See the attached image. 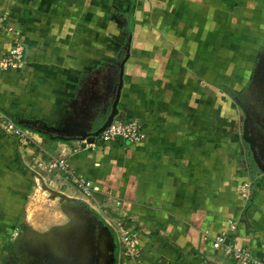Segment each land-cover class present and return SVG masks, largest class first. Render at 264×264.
Segmentation results:
<instances>
[{"label": "crops", "instance_id": "1", "mask_svg": "<svg viewBox=\"0 0 264 264\" xmlns=\"http://www.w3.org/2000/svg\"><path fill=\"white\" fill-rule=\"evenodd\" d=\"M128 42L118 116L146 139L83 148L78 137L110 112ZM17 44L25 61L0 69V120L33 135L21 146L0 130V259L37 180L30 167L61 155L91 181V202L119 203L138 227V261L115 246L114 264H264V174L242 141L243 109L264 88L252 83L264 70V0H0V57ZM43 173L62 200L84 199L66 175ZM231 225L252 263L213 249Z\"/></svg>", "mask_w": 264, "mask_h": 264}, {"label": "rangeland", "instance_id": "2", "mask_svg": "<svg viewBox=\"0 0 264 264\" xmlns=\"http://www.w3.org/2000/svg\"><path fill=\"white\" fill-rule=\"evenodd\" d=\"M252 83L264 85V70L253 77ZM252 99L254 106L256 100L261 101L262 106L253 109L258 110L254 115L260 113L264 119V90L254 91ZM246 162L249 164L250 159ZM252 171L255 173L254 168ZM41 177L49 179L32 184L29 204L6 238L0 264H108L115 239L111 232L104 233L100 209L85 199L77 204L62 200L67 198L56 193L65 196V190L51 184L52 175L42 172Z\"/></svg>", "mask_w": 264, "mask_h": 264}, {"label": "built area", "instance_id": "3", "mask_svg": "<svg viewBox=\"0 0 264 264\" xmlns=\"http://www.w3.org/2000/svg\"><path fill=\"white\" fill-rule=\"evenodd\" d=\"M24 48L17 44L13 45L10 50L0 57V69L7 68L21 69L24 65ZM0 130L4 135L12 137L21 146H29L32 144V130L16 123L13 120H6L4 123L0 120ZM146 139V135L141 123L135 119L115 116L111 124L101 132L96 138L95 142L103 144H117L120 141L126 142L129 145H140ZM94 142V144H95ZM83 143H85L83 141ZM94 144H86L88 146ZM31 172L35 175L37 180L42 172H56L57 175H66L70 183L83 196L85 201L91 202L96 191L92 187L91 181L81 180L76 177L66 165L63 156H59L56 160L49 163H33L30 167ZM239 193L244 200L251 197V183L244 182L239 188ZM95 204V203H94ZM100 209L103 216L104 223L115 235L119 251L126 259L138 261L140 249L138 240V227L134 224V220L122 214L119 203L111 210L103 208L100 204H95ZM234 230V225L229 227L228 232L219 233L212 239V247L217 251H222L227 257L233 258L239 263H252L254 260L250 254L243 249L237 247L236 241H230L232 237L231 232ZM203 239H207L205 235Z\"/></svg>", "mask_w": 264, "mask_h": 264}, {"label": "water", "instance_id": "4", "mask_svg": "<svg viewBox=\"0 0 264 264\" xmlns=\"http://www.w3.org/2000/svg\"><path fill=\"white\" fill-rule=\"evenodd\" d=\"M129 57V42L126 45V52H125V56L121 59L120 63H119V77H118V85L115 91V97H114V101L111 105V109L109 114L107 115V117L105 118V120L103 121V123L93 132H82L80 137H78V140H81L82 142L84 141L85 143H83L82 147L85 148L86 144H94L95 142V138L101 133L103 132L113 121L114 117L118 115V108H117V104H118V100H119V96H120V91H121V87H122V77H123V70H124V64L126 63L127 59ZM264 90V88H263ZM244 113H245V120L243 123V134H242V141L246 144L249 145V150L252 154V159L253 162L256 165V168L258 169V171H260L261 173L264 174V162H262V160L260 159V157L258 156V153L256 152V150L253 147V143L252 140L250 138H248L247 133V122L249 120V116L248 114H246L245 109H243ZM262 127L264 128V119L262 118ZM20 125H22V123L19 122ZM39 180L41 182H43V178L40 176ZM58 195V197L61 198H67L64 195H61L59 193H56ZM109 229L108 227H105L104 229V233H108ZM112 256V255H111ZM115 258H111L110 257V261L113 262Z\"/></svg>", "mask_w": 264, "mask_h": 264}, {"label": "flooded vegetation", "instance_id": "5", "mask_svg": "<svg viewBox=\"0 0 264 264\" xmlns=\"http://www.w3.org/2000/svg\"><path fill=\"white\" fill-rule=\"evenodd\" d=\"M252 101H253V99H252ZM261 104L262 103H261L260 100H256V104H255L256 107L257 106H261ZM246 111L249 114L248 115L249 116V120L247 122V130H248L247 136H248V138H250L252 140L254 149L258 153V156L260 157V159L262 160V162H264V129L262 127V120H261L260 116L257 113L256 114L258 115V117L256 115H254V112H258V110L248 107V108H246ZM242 133H243V127H242ZM261 133H263V134H261ZM246 147L248 149V153H249V156H250L249 159H250L251 163L253 164V166L256 168V165H255V163L253 162V159H252V154H251V152L249 150V145L246 144ZM104 229H105V227H104ZM109 232L112 233L114 239L116 240L114 233L110 229H109L108 233ZM116 244L114 242L113 243V246L114 247L111 248V249H109L111 251V255L112 256L114 255V252H116L115 246L117 247L118 246V243H116ZM118 251H119V246H118ZM114 262H115V260L113 262H111L109 260L108 261V264H114Z\"/></svg>", "mask_w": 264, "mask_h": 264}, {"label": "trees", "instance_id": "6", "mask_svg": "<svg viewBox=\"0 0 264 264\" xmlns=\"http://www.w3.org/2000/svg\"><path fill=\"white\" fill-rule=\"evenodd\" d=\"M13 121H15V120H13ZM16 122V121H15ZM17 123V122H16ZM258 172H260V171H258ZM261 173V172H260Z\"/></svg>", "mask_w": 264, "mask_h": 264}]
</instances>
